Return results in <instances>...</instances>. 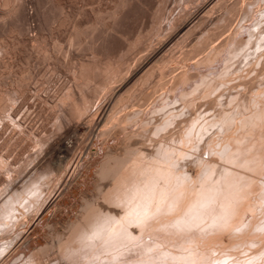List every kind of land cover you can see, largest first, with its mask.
<instances>
[{
    "label": "bare ground",
    "instance_id": "obj_1",
    "mask_svg": "<svg viewBox=\"0 0 264 264\" xmlns=\"http://www.w3.org/2000/svg\"><path fill=\"white\" fill-rule=\"evenodd\" d=\"M109 1L88 9L69 0H0V53H14L19 42L15 51L22 58L33 59L38 47L35 63L55 60L52 51L62 55L67 47L72 56L70 82L59 81L51 93L44 86L30 91V66L14 77L13 89L0 88V122L8 119L21 141L29 136L25 145L36 148L29 158L44 155L38 159L43 165L33 167L36 176L63 177L28 215L24 230L18 226L37 203L44 180L29 197L18 186L0 195V234L24 218L14 235L3 237L16 239L0 264L23 252L33 229L49 226L81 168L92 169L96 180L109 179L103 190L97 185L103 199L99 192L94 196L106 206L83 199V217L71 221L67 240L58 244L61 254L84 255L85 264H264V0H178L170 24L163 23L169 0ZM237 13V25L221 34ZM238 56L244 65L231 67ZM5 60L1 68L12 63ZM32 112L45 116L44 122L52 116L53 128L45 122L26 133ZM1 123L0 136L9 127ZM79 124L87 125L84 142L75 148L74 140L66 141L59 151L73 160L64 169L54 167L45 157L51 136H65ZM14 157L0 152L1 181L9 185H16Z\"/></svg>",
    "mask_w": 264,
    "mask_h": 264
},
{
    "label": "rangeland",
    "instance_id": "obj_2",
    "mask_svg": "<svg viewBox=\"0 0 264 264\" xmlns=\"http://www.w3.org/2000/svg\"><path fill=\"white\" fill-rule=\"evenodd\" d=\"M32 1H34V0H32ZM103 1V2H102ZM77 4H76V3ZM109 2V4H111V2L112 1H107V0H73V1H71V0H69V4L71 3V5H72V3L73 4H76V6L78 5H81V7H88V9H92V7L93 8H95V9H98V8H100V7H102V8H104V6L105 5H107V3ZM172 2V3H171ZM101 3V4H100ZM104 5H103V4ZM106 3V4H105ZM100 4V5H99ZM108 4V5H109ZM171 4V5H170ZM189 4L190 3H188V7L190 8V9H192L193 8V3L191 4V6H189ZM32 5V6H31ZM103 5V6H102ZM107 5V6H108ZM186 5H187V3H186ZM30 6L31 7H33V8H35V6H34V3H31L30 4ZM96 6H97V8H96ZM168 6H170V7H172V8H170V7H168V10H167V12H166V14H165V16H167L166 18H165V16H164V19H163V23H168V24H170V23H172L173 22V20H174V17L176 16V14H177V9L179 8V6H180V1H176V0H169V3H168ZM80 7V6H79ZM90 7V8H89ZM182 7V6H181ZM174 8V9H173ZM176 8V9H175ZM67 9H70V7H68ZM173 9V10H172ZM173 11V12H172ZM262 11H256L255 13H257V14H260ZM174 13V14H173ZM237 16V17H236ZM239 16V17H238ZM235 18H232V20L233 21H231V26L229 25H227L226 26V29L223 31V29H222V32H221V34H225L226 32L227 33H229V31L230 30H232V28L231 27H234L235 25H237L236 23H238V21H239V18H240V14L239 13H237L235 16H234ZM76 18H79V17H76ZM171 18V19H170ZM173 19V20H172ZM234 20H236V21H234ZM234 22H235V24H234ZM138 24H141V22H139ZM143 27H141V30H143V31H146L147 29L146 28H148L149 26H148V24L146 25V26H144V25H142ZM138 27H139V25H138ZM228 27V28H227ZM64 29H66V28H64ZM230 29V30H229ZM63 34L60 36V34H59V38H60V40H62V44H63V38H64V36L63 35H65V30H63ZM220 34V35H221ZM63 36V37H62ZM157 41H156V38L154 39V37H153V39H151V42L150 43H153V44H155ZM17 44H21V46H22V43H19V42H16L14 45H15V50H17L18 48H19V46L17 45ZM64 44L66 45V42H64ZM63 44V45H64ZM64 45V46H65ZM17 46H18V48H17ZM21 46H20V48H21ZM138 48V47H137ZM36 49H38V47H36L35 49H34V51H33V54H32V58L33 59H28L26 56L24 57V58H22V57H19V56H21L20 54H19V51H18V53L14 50V53H13V50H12V52H8V53H0V60H1V58H2V62H3V60H4V58L6 59V60H8V58H10V60L12 61L14 58V61L15 62H13L12 61V63H8L9 64V67H10V69H11V67H12V72H10L11 70H8L6 67L7 66H5V67H3L4 65H6L7 63H5L4 65L2 64V68H1V65H0V70L2 69V71L0 72L1 74H0V78L3 76V77H7L8 75H6V74H9L10 75V77H7L6 78V80H5V78H1L0 80H5V82L6 83H4V80L3 81H0V88L2 87L3 88V90L6 88H12L13 89V87H15L16 85H15V82L14 81H12V80H14V77H16V75H19L18 77H21L22 76V74L24 75L25 74V72L23 71V70H25L26 68H28L29 66L30 67H32V68H34L33 70H34V75H33V78H32V80L30 79V87H31V89H30V91L32 92V90H33V92H34V89L36 90H38L40 87L39 86H41V87H46L47 88V90H51L50 91V93L52 92V91H54V90H56L57 88H58V85L60 84V82L62 81L63 83H64V81L65 82H70V80H71V76H70V74H69V72L66 70V68H67V66H68V64H70L71 63V60H72V56H70V55H67V49H68V47L66 48V49H64L65 51H66V53H65V51H62V52H64V53H62V55H61V53H60V55H58L57 53H54L53 51H52V55H51V57L53 58V57H55V60H57V63H56V61L53 59V60H46V61H44V60H42L43 62H36L35 63V61H34V59H35V57L39 54H36L35 52L36 51H38V50H36ZM19 50V49H18ZM21 52V51H20ZM39 52V51H38ZM15 53H17L18 54V56H14L15 55ZM8 54V55H7ZM35 54V55H34ZM55 54H57L58 56H56ZM64 54V55H63ZM34 55V56H33ZM54 55V56H53ZM11 56H12V59H11ZM61 58H60V57ZM69 56V57H68ZM16 57H17V59H16ZM51 57H50V59H51ZM58 57L60 58L59 60H58ZM64 57V58H63ZM66 57V58H65ZM25 58H26V60H25ZM63 58V59H62ZM22 59V61L20 62V60ZM24 59V60H23ZM5 60V61H6ZM17 60L19 61L18 62V64H19V66H18V64H17ZM33 60V61H32ZM60 60H63V61H60ZM10 61V62H11ZM54 61V62H53ZM59 61V62H58ZM66 61V62H65ZM245 61H246V59H244L243 58V56H238V57H235V58H233V59H231V67H234L235 66V64L237 65V63H238V66L240 67V66H243L244 65V63H245ZM1 61H0V64L2 63ZM62 62V63H61ZM63 62H64V64H63ZM13 63H14V65H13ZM54 63V64H53ZM56 63V64H55ZM7 64V65H8ZM39 64V65H38ZM60 64H62L61 65V67H60ZM32 65V66H31ZM57 67V65H58V68H56L55 66ZM64 65H66L65 66V68H64ZM48 66V67H47ZM8 67V68H9ZM23 67V68H22ZM4 68H6V70L4 69ZM60 68V69H59ZM62 69V70H61ZM35 70H37V71H35ZM3 71H4V73L5 74H3ZM6 71V72H5ZM7 71H8V73H7ZM45 71V72H44ZM23 72V73H22ZM12 75H11V74ZM53 74V76H51ZM47 76H49L50 77V79L49 78H47ZM54 79H53V78ZM48 79L49 81L47 82V84H46V80L45 79ZM57 79V80H56ZM59 79V80H58ZM45 80V81H44ZM51 80H56V81H60L59 83L57 82V83H54V82H56V81H51ZM1 82H3L6 86H4V84L3 83H1ZM43 82H45V85H42V83ZM53 82V83H52ZM13 83V84H12ZM44 84V83H43ZM2 85V86H1ZM8 86V87H7ZM54 86V87H53ZM1 90V89H0ZM2 91V90H1ZM101 94L98 96L97 95V97H96V99L93 101V107L94 108H96L97 106H98V100L101 98V96H102V92H100ZM224 93L225 94H222V98L224 97V96H226V91H224ZM41 94H43V97H44V95H45V92L44 91H41ZM32 97H33V95H32ZM32 97H31V99H32ZM42 97V98H43ZM99 98V99H98ZM37 99V101L39 100L38 98H36ZM96 104V105H95ZM202 107V106H201ZM204 109V108H203ZM28 112V111H27ZM26 112V113H27ZM31 111H29V113H30ZM34 112H32L30 115H31V118H29V119H27L26 120V122H25V124L27 125L26 126V130L25 131H27L26 133H28V131H32V130H34V129H43V126L45 125V122H46V125H47V129H50V127L51 128H53V126H54V124H55V121L53 120V119H51V117H50V119H51V121H50V119H49V121H48V119L44 122V118H45V116H43V117H37V116H39V115H34L33 114ZM33 114V115H32ZM47 115L48 114V112H45L44 113V115ZM23 118H21V120H22ZM30 119H31V121H30ZM5 121L6 120H8V119H4ZM3 121V120H2ZM1 121V122H2ZM4 121V123L2 124L1 122V124L2 125H5L6 126V124L9 126H6V128L7 129H4V131H3V133H2V135L0 136V152L1 153H9V155H10V157H14V158H17L18 160V162L20 163V162H22L23 160H24V163H21V164H19L18 163V165H16L17 166V168H16V166L14 167L15 169L12 171V172H14L12 175H13V177H14V184H16V185H9L8 184V182L7 181H1V178H3V173H0V195L1 196H3L4 194H5V192H7L8 191V189L10 190L13 186L15 187V186H18L19 188L21 187V189L19 190V191H21V190H23L24 191V193H25V195L27 196V197H29V196H31L32 195V193H33V191H34V188H35V185H39V184H42V181H43V184H44V186L43 187H45V188H43L44 190H42V192H41V195H40V197H39V199H38V201H37V203H35L34 205H32L30 208H29V210H28V212L25 214V216H24V218H23V216H22V218L24 219V221L25 222H23L22 221V218H21V221L23 222V223H21V224H19L21 221H19V223H17V225L19 224V230L20 229H22V230H24V229H26V228H28L27 226H29L30 225V223H31V216L34 214V210H36L35 208H37L38 207V205L44 200V198H45V196H47L49 193H51L53 190L55 191L58 187H60V185H61V183H62V178L63 177H61L57 172L56 173H54V175L56 176H54V175H41V174H38V176H36L37 174L35 173V170H34V168H35V166H37V165H39V166H42L43 165V159H42V161H38V159L40 160L41 159V157L42 156H44V155H41V157L39 156V158L38 159H35V160H33V159H31V158H29V157H31V155H33L34 153H35V149L36 148H33L34 146H32V145H30V147H27L26 145H27V143H28V141H29V136L27 137V135L24 137V139H22V141L18 138V135H19V130L14 126V125H12V123L9 121L8 123H10L11 124V126H10V124H8L7 123V121L5 122ZM30 121V122H29ZM49 123H48V122ZM31 124H29V123ZM53 122H54V124H53ZM31 126H33V127H31ZM86 126L87 125H82V124H79V125H77V129L75 128V130H74V132H72V131H70L68 134H66L65 136H58V135H56V137L55 136H51V138H50V140H49V142H50V144H52V146L53 147H51V149L53 150H51V149H49V151H48V153L46 154V159L48 160V161H50V162H53V165H54V167H58L59 169L61 168V169H64L65 168V166L67 165V164H69L70 163V160L73 158V156H70V157H67V158H65V157H63V153L62 152H60L59 150H61V149H63L64 148V146L69 142H72V140H74L72 143H73V146L75 147V148H78L76 145H80V144H82L83 142H84V140L85 139H83L84 138V135H85V129H86ZM27 128H29V129H27ZM33 128V129H32ZM65 130H67V128H65L64 129V131ZM211 130V129H210ZM8 131V132H7ZM17 131V132H16ZM16 132V133H15ZM44 133H45V131H44ZM14 134V136H11V135H13ZM17 137V138H16ZM12 138V139H11ZM26 138H28V139H26ZM16 139H19V141L18 140H16ZM27 141H26V140ZM5 140V141H4ZM27 142H25V141ZM53 140V141H52ZM78 140V141H77ZM16 141V142H15ZM21 141V142H20ZM52 141V142H51ZM66 141H68V142H66ZM76 141V142H75ZM22 142H23V144H22ZM25 142V143H24ZM80 142V143H79ZM56 143V144H55ZM26 144V145H25ZM71 144V143H70ZM98 144V143H97ZM95 145V146H97V149L98 150H100L101 149V147H99L100 145L98 144V145ZM102 144H104V142L102 143ZM101 144V145H102ZM8 145V146H7ZM15 145V146H14ZM23 145H24V147H25V150H24V148H23ZM14 146V147H13ZM20 147H22V148H20ZM27 147V148H26ZM100 148V149H99ZM34 149V150H33ZM8 150V151H7ZM56 150V151H55ZM4 151V152H3ZM50 151H52V152H50ZM18 152V153H17ZM20 152H21V154H20ZM31 153V155H30V153ZM33 152V153H32ZM14 154V155H13ZM18 155V156H17ZM203 155L204 156H206L207 155V152L205 151L204 153H203ZM14 158H12L13 160H16V159H14ZM25 158V159H24ZM29 158L30 160H29V162H25L27 159ZM23 159V160H22ZM64 160V161H63ZM73 160V159H72ZM71 160V161H72ZM28 161V160H27ZM257 161V159H255V162ZM36 162V163H35ZM64 164H63V163ZM40 163V164H39ZM42 163V164H41ZM46 163V162H45ZM23 164V165H22ZM35 164V165H34ZM61 165V166H60ZM63 166V167H62ZM20 167V168H19ZM25 167V168H24ZM34 167V168H33ZM44 167H45V165H44ZM19 168V169H18ZM33 169V170H32ZM16 170V171H15ZM23 170V171H22ZM31 170V171H30ZM88 170H89V172H88ZM80 173L79 174H77L76 173V176H74L75 178H73V183L72 184H70V185H73V186H69L68 188L70 189H68L67 188V190H65V192L60 196L61 198L57 201V203H56V205H55V208H54V213L52 214L53 216L51 217L52 219V221L50 220V222H49V226L46 228H43L42 230H41V226L39 227V232H38V227H36V231H35V229H33L30 233H32V234H30L29 236V238H30V241H29V243H27V245H24V246H28L27 248V250H25L24 251V248L26 249V247H24L23 245H22V247H21V249H20V251H23V252H19V253H17L18 255H16V256H14V258L11 260V262H9V264H14V263H16L20 258H24L25 259V264L27 263V264H42V263H44V264H55V263H57L56 261H59V263L60 264H64L66 261L65 260H67V262L65 263V264H69V263H72V264H75V263H73V262H77V260L79 259V260H82V262L84 261V259H85V257H84V255L83 256H81V255H79L78 253H75V254H73V257L71 258V256H72V254H70L69 252L67 253V251H65L66 253H63V254H61L63 251L61 250V247H60V245H62L63 243H65L64 241L65 240H67V237H68V235H69V233H70V231H71V226H72V223H71V221H74V222H78V220H80L81 221V219H82V217H83V214H84V208L82 207L83 206V199L85 198V201L87 200V201H89V200H94V201H96L98 198H100L101 197V199H103V197H102V194H101V190L98 188V186L100 185V183H101V185H102V187H101V185H100V187L102 188V190L104 189V188H106V186L108 185V183H109V179H104V180H96V177L93 175V170L92 169H83V168H81L80 170ZM78 171V172H79ZM28 172V173H27ZM59 172V171H58ZM84 172V173H83ZM85 172H87V174H89V177H88V179H87V174L85 175ZM31 175H30V174ZM18 174V175H17ZM28 174V175H27ZM82 174V175H81ZM90 174H91V176H90ZM52 176V177H51ZM54 176V177H53ZM86 176V177H85ZM95 177V178H94ZM32 178V179H31ZM78 178H82V180H79ZM84 178H86V179H84ZM90 178V179H89ZM36 180V182L35 181H33V180ZM40 179V180H39ZM51 179V180H50ZM94 179V180H93ZM23 180V181H22ZM25 180V181H24ZM29 180V181H28ZM46 180V181H45ZM86 180V181H85ZM96 180V181H95ZM40 181V182H39ZM51 181H53L52 183H50ZM85 181V182H84ZM94 181V182H93ZM99 181V182H98ZM47 182H49V183H47ZM88 182H89V184H88ZM96 182H98V183H96ZM22 183V184H21ZM81 183H83V184H81ZM94 183H96L95 185H94ZM50 184V185H49ZM60 184V185H59ZM5 185V186H4ZM23 185H24V187H23ZM46 185V186H45ZM79 185V186H78ZM84 185V186H83ZM98 185V186H97ZM47 186H49L48 187V189H47ZM56 186V187H55ZM96 186V187H95ZM6 187H8L7 189H6ZM33 187V188H32ZM6 191H5V190ZM47 189V190H46ZM52 189V191L50 192V190ZM98 189V190H97ZM3 191V192H2ZM53 191V192H54ZM98 192L101 194V196H97V194H98ZM3 194V195H2ZM45 194V195H44ZM99 194V195H100ZM0 196V197H1ZM94 196H97V199H94ZM41 197H42V200H41ZM44 197V198H43ZM68 197V198H67ZM67 198V199H66ZM96 198V197H95ZM101 199H99V200H97L96 201V203H99V202H101L100 204L102 205V206H106V203H104L103 202V200H101ZM62 203H61V202ZM37 204V205H36ZM81 204H82V206H81ZM105 204V205H104ZM60 205V206H59ZM34 206V207H33ZM83 208V209H82ZM31 209H32V211H31ZM56 209V210H55ZM31 211V212H30ZM30 214H32L30 217L28 216V215H30ZM77 220V221H76ZM25 224V225H24ZM17 225H15V224H13V225H11L10 226V228L7 230V231H3V232H1V234H0V239H1V241H0V261H3V260H5V254H8L9 252H7L10 248H11V246H12V243L15 241V239H16V237L14 236L13 238H7V237H5V239H3V237L4 236H7V235H12L14 232H15V227L17 226ZM69 225H70V227H69ZM135 227H136V225H134ZM14 227V228H13ZM26 227V228H25ZM133 227V226H132ZM17 228V227H16ZM14 229V230H13ZM69 229V230H68ZM14 231V232H13ZM18 230H16V232H17ZM13 232V233H12ZM15 232V233H16ZM36 232V233H35ZM14 233V234H15ZM13 234V235H14ZM34 234V236H32ZM18 236V235H17ZM7 238V239H6ZM3 239V240H2ZM62 241V242H61ZM59 242V243H58ZM45 244V245H44ZM58 244H60V245H58ZM41 246H43L42 248H41ZM47 248V249H45V248ZM50 247V248H49ZM31 249V250H30ZM42 249H45L46 251H44V250H42ZM53 249V250H52ZM29 251H31V252H33V257H32V259H30V258H25V256L29 253ZM57 251V252H56ZM28 252V253H27ZM47 252V254H45ZM59 252V253H58ZM26 255H25V254ZM24 254V255H23ZM65 254H66V256H65ZM3 255L5 256V257H3ZM34 255H36V256H34ZM71 255V256H70ZM61 256H62V258H61ZM40 257V258H39ZM66 257V258H65ZM79 257V258H78ZM1 258H3V260H1ZM38 258H39V260H38ZM42 258V259H41ZM68 258H70V259H68ZM82 258V259H81ZM55 259V260H54ZM63 259V260H62ZM71 259H75L74 261L73 260H71ZM30 260V261H29ZM32 260V261H31ZM38 260V262H36ZM62 260V261H61ZM43 261V262H42ZM47 262H49V263H47ZM51 262V263H50ZM1 263V262H0ZM79 264V263H78ZM81 264H85L84 262L83 263H81Z\"/></svg>",
    "mask_w": 264,
    "mask_h": 264
}]
</instances>
